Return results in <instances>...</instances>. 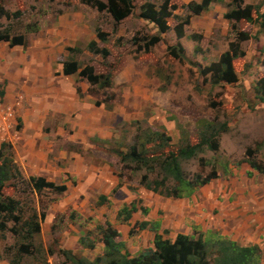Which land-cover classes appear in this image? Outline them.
<instances>
[{"label": "crops", "instance_id": "crops-1", "mask_svg": "<svg viewBox=\"0 0 264 264\" xmlns=\"http://www.w3.org/2000/svg\"><path fill=\"white\" fill-rule=\"evenodd\" d=\"M262 4L258 5L264 13ZM213 9L209 7L203 15L218 21L216 17L220 14H213ZM77 12L61 14L51 25L43 23L36 33L27 35L26 47L0 41V97L6 107L15 110L17 122L16 129L2 131L0 114V148L5 142L12 144L15 162L27 178L43 177L67 187L66 193L45 212L41 232L45 227L52 228L59 214H66L69 219L67 213L75 212L77 219L63 229L62 243L65 249L79 256L81 250H99V256L104 254L100 231L94 227L109 222L119 231V240L132 257L153 249L157 235L171 241L178 235H202L205 239H228L246 247L257 245L263 252L264 264V174L248 163L227 164L228 174L221 166L219 178L187 198H166L144 187L133 191L126 184L119 187L120 180L115 174L118 160L105 148L96 147L97 141L109 142L119 137L120 124L131 130L136 123L138 128L141 119H146L153 129H165L173 139L172 144L181 140L182 133L178 121L171 119L174 114L157 102L149 79L142 78L140 83L126 86L113 79L110 87L105 88L111 95L107 101L98 86H92L79 73H64V62L71 54L68 49L78 44L88 47L98 38L85 11ZM245 32L250 35L247 41L254 42V50L248 55L242 47L244 42L241 44L246 70L242 74L237 70L240 81L236 86L223 87L228 91L227 107L234 109L236 101L245 102L250 110L264 112V104L256 101L253 91L255 82L264 77V33L250 23ZM196 45L192 44V53ZM150 110L153 114L148 115ZM145 114L147 117L143 118ZM227 134L222 133L221 138ZM240 140L238 137L236 144ZM105 147L109 146L105 144ZM260 175L262 180L256 186L255 177ZM98 195H112L114 213L97 209L93 220L96 225L88 228L91 232H86L82 218L90 212L88 202ZM133 205L136 211L124 221L126 215H121V211ZM143 222L149 223L147 229H140ZM151 224H156L157 230H151ZM95 235H99V241ZM85 237L94 241L95 247L84 246L81 239ZM12 239L6 232L0 233V264H11L4 252Z\"/></svg>", "mask_w": 264, "mask_h": 264}, {"label": "rangeland", "instance_id": "rangeland-1", "mask_svg": "<svg viewBox=\"0 0 264 264\" xmlns=\"http://www.w3.org/2000/svg\"><path fill=\"white\" fill-rule=\"evenodd\" d=\"M87 1L0 0V4L10 13L9 18L0 19V32L10 31L13 36L31 35L29 31L34 24L39 27L43 23L51 25L61 14L77 12L79 9L84 10L95 33L97 34L96 30L100 29L106 35L107 41L105 43L98 38L96 39L100 48H106L110 51V56L104 60L101 55L89 52L86 45L78 44L75 51L70 54V60L79 62L83 68L88 65L93 66L97 74H105L108 69L107 66H111L113 79H116L117 83L124 86L135 82L140 83L142 78L149 79L150 88L157 94V102L161 106L168 107L167 110L174 114L171 119L178 121L180 129L184 127L185 137L192 144H196L199 141L204 123L211 120V122L215 123L216 129H219L223 124L228 125V134L224 138L222 136L218 153L206 150V152L200 153L192 160L183 162V170L187 176L192 177L201 171L209 172L210 167L201 168L200 158L218 160L220 168L224 164H237V162L246 157V152L250 148L256 150L257 159L264 162V112L250 110L251 107L247 106L245 102V104H240L237 101L236 107L229 109L227 107L229 106L227 104L228 98L226 99L225 97L228 91L221 86L213 87L210 85L211 73L204 76L201 73L205 68L218 63L221 54L230 48V44L239 42V31L245 32V28L248 27V23L229 22L222 16L230 9L236 8L235 1L215 0L211 6L214 7L213 14L217 16L220 14V17H216L218 21L211 20L212 18H207L203 14L200 18L195 17L194 23L185 28V38L179 39L174 28L179 24L180 20H184L190 14L187 5L192 1L183 3L180 0H171V4L177 8L174 11V16H177V18L173 17L169 20L171 30L164 35V40L151 47H147L149 38L159 33L153 24L139 18L140 7L145 2H153L160 5L161 0H135L136 9L134 13L121 23H116L107 10L98 11V9L88 5ZM101 1L107 2V0ZM193 2L200 3L202 0ZM243 2L245 6H257L262 4L264 0H243ZM17 11L22 12V16L19 18L13 15ZM234 24L237 25V30L233 29ZM192 36H198L199 41L192 39ZM180 42L188 50H185V56H189L182 61L171 57L168 53L169 47L178 46ZM242 43V47L249 55V52L254 50V42L241 41L240 44ZM192 44H197L196 47L200 49H196L192 53ZM205 49L208 50L205 51ZM198 50L201 51L198 52ZM246 63L245 59L235 62V67L241 74L246 70ZM262 71L264 72V70ZM97 88L100 89V87ZM101 92L105 95L104 100L110 101L111 95L108 94L107 90L100 89ZM166 99H169V102H166ZM151 114H153L152 110L149 111L148 115ZM146 117L145 114L143 118ZM135 124V128L131 130L124 124H120L117 130L119 137H114L109 142L97 141L96 147L105 148L108 153L118 160L115 166V174L119 177L120 183L122 185L126 184L133 191H138L143 188L141 186L143 176L147 175L151 182L156 179L161 180V176L158 177V171L153 173L148 168H144L141 171L132 169L133 165H129L128 168V165H123L120 157L114 153L118 149L127 152L130 146L134 144L135 137L141 130L153 129V126L148 124L146 119L139 121L138 128ZM154 129L157 130L158 128L154 127ZM238 137L241 140L236 144ZM105 144L109 147L106 148ZM181 145L183 144L180 140H177L170 149L178 151ZM11 151L13 152V148ZM261 177L262 175L255 177L256 186L260 184ZM29 182V178L22 174V177L18 176L17 180L10 182L3 190L4 196L12 197L23 203L26 217L34 211H37L39 215L42 212H46L53 201L59 200L66 193L58 194L47 189L41 193H36L31 190ZM10 184L14 185L15 188L9 186ZM172 184V181L169 180L168 185L172 186ZM111 196H105L106 198L108 197L105 202L100 201L99 195L92 197L88 202L87 208L90 212L85 213L82 218L83 226L87 228L86 232H91L88 228L96 225L93 220L97 209H108L111 215L114 213L115 205L110 200ZM67 214H69V219H67L66 214H59L53 221L52 228L45 227L44 232H41L40 236L36 237L32 243L34 254L31 256L22 253L18 257L17 253L20 246L22 244L26 245L28 242L22 239V236L15 237L10 231H7L6 235L13 237V239L8 244V249L4 252L5 257L9 261L15 260L17 262L19 260L18 264H66V259L61 253V250L65 249L62 243L63 231H65L63 229L77 219L75 212H68ZM7 225L9 230L13 227L20 228L22 226L20 224L17 227L12 222H8ZM97 226L103 225H96L94 230H98ZM95 237L99 241V235H95ZM99 252L101 253L99 250H81L78 253L82 257L86 256L85 258L95 259L100 255Z\"/></svg>", "mask_w": 264, "mask_h": 264}, {"label": "trees", "instance_id": "trees-1", "mask_svg": "<svg viewBox=\"0 0 264 264\" xmlns=\"http://www.w3.org/2000/svg\"><path fill=\"white\" fill-rule=\"evenodd\" d=\"M161 4L157 5L153 2H145L140 7L139 18L153 24L158 35L149 38L147 47L156 46L164 40V35L171 30L169 20L174 16V11L177 9L171 4V0H161ZM236 2V8L230 9L225 13L224 17L229 22L250 23L260 28V32L264 33V13L261 12V6L243 5V0H233ZM215 0H202V2H191L187 5L189 15L183 20H180L174 28V31L179 39L184 38L185 28L191 24V21L196 16H201L208 11L209 7ZM87 4L98 11H108L116 23H121L126 18L131 16L135 9V0H88ZM16 18L22 16L21 11L13 14ZM10 13L0 4V19L9 18ZM39 26L34 24L30 33H36ZM233 29L237 30L236 24ZM97 37L102 42H106V35L97 29ZM239 42L230 44V48L223 52L218 63L212 64L210 67L202 70V75L211 73L212 78L210 85L225 87V85L236 86L239 81V73L235 67V62L245 56L242 50L241 41L250 39V35L246 32L238 33ZM192 39L199 41L198 36H192ZM0 41H7L12 46L26 47L28 44L27 35L13 36L10 31L0 32ZM76 48L68 49L69 53H73ZM200 49V48H196ZM88 50L92 54L101 55L104 60L110 56V51L106 48H100L97 41H92L88 45ZM199 51V50H198ZM168 53L175 59L181 61L185 59V49L180 44L168 48ZM70 58V56H69ZM67 58L64 62V73L72 75L79 73L82 79H86L92 86H98L100 89L110 87L113 75L111 66H107L105 74H97L93 66L88 65L83 68L79 62ZM256 101L264 104V77L258 79L253 87ZM94 92V89L92 90ZM202 126V125H201ZM182 138L180 142L183 144L178 151L171 150L172 137L169 136L165 129L154 130L148 128L140 131L135 137V142L130 146L127 152L121 149L115 150L114 153L120 157L123 165L132 166L135 171H141L144 168L159 172L161 180L156 179L150 181L147 175L143 176L141 186L149 191L159 194L166 198H187L192 196L198 189L210 184L213 180L219 178V161L200 158L201 168L211 169L209 172L201 171L195 175L187 176L183 170V162L190 161L200 153L209 150L218 153L220 150L221 135L228 132V125L223 124L216 129L215 123L206 122L203 124L200 139L196 144L189 142L186 138L184 127H181ZM13 148L10 143H3L0 148V233L10 231L15 237L22 236L28 244H22L18 250V257L24 255H33V241L41 234V224L45 220L46 213L40 215L37 211L32 212L26 217V212L23 210V203L12 197L3 195L4 188L12 181L17 180V177H22V173L15 162ZM8 149V150H7ZM8 151V152H7ZM257 152L252 148L246 152V157L239 162L248 163L254 170L264 174V162L257 159ZM224 167L225 174H228L226 164ZM29 186L32 191L41 193L43 190L55 191L62 194L67 191L66 186H58L53 182L47 181L43 177H30ZM169 180L172 181V186L168 185ZM15 183V182H14ZM122 183L119 184V187ZM9 186L15 188L14 185ZM105 196L100 197L101 202H105ZM136 206L131 208L125 207L121 211V215L125 214L124 221H128ZM8 222L14 223L20 228L8 229ZM140 229L144 230L149 227L148 222H143L139 225ZM151 230H157L156 224H151ZM101 240L104 244V254L98 256L94 260L76 255L72 250L62 249L61 253L66 259V264H262V252L259 246H241L238 243L222 238L205 239L202 235H178L175 241L164 239L161 235H157L154 242V248L148 250L139 256L132 257L126 250L124 242L119 240L120 233L109 222L99 226ZM134 233V231H133ZM81 243L86 247H95V242L89 237L81 239ZM8 249V248H7ZM11 249V248H10ZM19 261V260H18ZM18 261H10L11 264H18Z\"/></svg>", "mask_w": 264, "mask_h": 264}, {"label": "built area", "instance_id": "built-area-1", "mask_svg": "<svg viewBox=\"0 0 264 264\" xmlns=\"http://www.w3.org/2000/svg\"><path fill=\"white\" fill-rule=\"evenodd\" d=\"M0 114L1 119L3 120V124L1 128L2 131L16 129L17 128V122H16V116H15V110L9 107H6L3 99L0 97Z\"/></svg>", "mask_w": 264, "mask_h": 264}]
</instances>
